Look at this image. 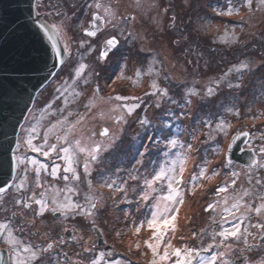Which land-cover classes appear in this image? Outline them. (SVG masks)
<instances>
[{
  "label": "rangeland",
  "instance_id": "obj_1",
  "mask_svg": "<svg viewBox=\"0 0 264 264\" xmlns=\"http://www.w3.org/2000/svg\"><path fill=\"white\" fill-rule=\"evenodd\" d=\"M100 1L106 6L110 5L117 14H121L122 18L134 17L130 22L123 23L122 30L118 31L119 39L122 38L123 44L128 37V32L134 40H131L130 43L128 41L129 44L126 46L128 51L122 49L118 55L109 58V60L101 61L97 58V61L93 62L90 60L93 53L88 57L85 56L91 65H94L96 72L86 74L90 83L87 86L80 84L77 87L76 90L81 95L75 101L71 94L66 95L69 101L67 111H72L71 109L79 107L80 104L87 103L89 97L93 99L94 107L91 111H87L84 120L77 125L86 129L84 134L87 142L82 141V145L91 146L95 143H102L106 148L99 154L98 161L90 166L91 179L98 199L94 216L95 225L101 229L105 241L116 246L117 260L119 261H128L125 259V254L128 251L131 252L134 238L137 239L139 236L150 238V231L142 229L141 233L136 236L133 235L129 227L132 220L143 219L142 213L148 211L143 206V202L140 204L141 211H137L138 191H133V187L139 182L128 181V199L132 201L131 203L122 202L119 199L121 194H117L114 199L113 193L109 189L99 187V182L104 176V178H112L117 175L115 180L120 183L128 177L129 171L139 169L141 173H144L150 171L153 164L170 162L173 158L172 150L165 147L166 138L176 136L182 143L193 145V149L186 153L188 159L184 165L182 187L187 188L192 174L199 171L198 166L205 159L211 161L207 165L209 171L218 169L221 173L224 170L211 181H199L202 187L197 188L194 194L185 193V203L180 206L175 221L179 231L176 233L177 238L172 241L173 244L183 243L199 247V239H191V234L193 232L199 234L201 229L211 230L210 218L213 215L204 212L203 208L207 203L217 199L213 195L215 188L230 180L227 175L230 170L237 172L243 170L233 163L228 168L223 166L227 144L236 133L242 131H247L250 134L245 148L251 147L254 151H258L261 144L259 136L264 132V115H262L264 114V90L261 94L259 90L256 91L254 86L257 83L258 87H261L260 90L264 89V6L258 5L257 0H253V8L259 10L249 12L247 8L241 7L242 0H142L139 7L135 0ZM49 2L55 6L50 8L57 20L55 23H62L66 30V35L61 37L63 43L68 40V37H71V41H69L71 49L75 42L103 40L113 34V26L108 25L97 38H88L84 35L81 25L87 27V22L92 16L91 13L95 10V0H40L41 9L49 7ZM89 4H92L93 7L89 8ZM150 5H158V7H150ZM230 5L240 8V15H216V11ZM163 8H169L167 14H163ZM57 11L61 15H57ZM200 15L204 20L201 19L199 22L198 16ZM173 16L176 17L175 27H170ZM176 41L180 43L177 44ZM233 43L239 46L240 51L235 53L232 58V55H227L226 52L227 47L231 45L233 47ZM217 53L222 54L220 59L225 60L222 67L216 66L214 57L217 58ZM83 54L85 52H81L78 56L83 57ZM139 58L140 63L144 58L148 60L146 70L142 68V63L141 67L138 66ZM74 62V59L70 60L69 57L68 63L64 65V76L67 77L69 72L66 73V70ZM87 62L85 64H88ZM241 62L247 63L248 68L237 72L234 66L238 67ZM155 64H159L156 75L161 76L155 82L159 86L161 84L165 86L163 81L161 82V78L172 82L171 90H174L177 96L171 97L176 102L172 104L174 115L169 114L166 120L161 117L163 116V105L159 104L157 107L156 104L139 102L142 93H150V82L152 83L154 78H151L153 75L146 73L149 69L153 71L152 66L154 67ZM138 71L141 73L139 78L136 75ZM122 73L125 78L117 79ZM225 73H229V75L225 76ZM113 80L115 83H112ZM215 81L220 82L218 86L214 83ZM97 84L101 91L94 96L93 89ZM236 84H239V87H236ZM53 86L48 88L50 94ZM209 86L214 90L212 95L206 94V89ZM191 87L195 88L196 95H188ZM184 91L187 92L184 93ZM46 92L47 88L43 89L34 106L43 103L46 99ZM115 95L133 98L124 102L139 105L133 115L128 116L124 111L121 113L112 110L116 104L120 103L110 100V97ZM145 97L147 98L148 95ZM162 98L160 97V99ZM154 99L157 100V97L154 96ZM55 102V104H59L58 100ZM229 110H239V118ZM77 112L84 114L86 109L74 111V113ZM113 114L115 117L124 116V119L114 125ZM258 116L260 118L256 119ZM78 118V116L69 117V120L75 121ZM140 118L146 119L148 123L142 126L138 122ZM220 121L230 123L227 135L216 130L215 125ZM205 122H210L212 128L205 127ZM102 124L114 127L105 137L100 136ZM92 131L95 132L94 136ZM208 132H211V137L205 135ZM144 151H146V155L140 157L139 153ZM164 152H168L169 155L165 156ZM138 160H142V164H137ZM83 161L84 157L81 155L80 170L78 171L82 177ZM56 163L64 165L62 160H58ZM118 169L119 171H117ZM258 171L264 176V169L254 168L249 172L256 174ZM249 172L243 170L240 173L237 185L234 186L237 192L249 187L247 183ZM56 186L58 189H64L65 182L56 180ZM79 187L80 194L72 196V198L83 202L84 192L87 191V182L82 180ZM160 189L166 192V188L158 186V191L154 195L162 194ZM231 192L232 189H229V193ZM60 198H63L62 192ZM59 219L60 231L65 232L67 228L72 229L77 237L75 240H65L62 247V251L68 254L71 261L87 264L96 254L83 251L81 245H84L85 242L88 247L95 245L96 250H102L96 247L95 233L92 230L93 217H76L73 220L69 216L68 219L63 217H59ZM117 231L122 233L119 238L116 237ZM169 235L171 234L169 233ZM181 235L185 237L182 241L179 240ZM208 242H210V238L205 239V244ZM242 247L243 243L241 242L234 250L235 255L232 258L236 260V264H242L244 257H240L239 253V249ZM143 250L144 253L148 252L146 248ZM77 253L80 255L77 256ZM246 257L257 262L264 258L259 250L246 253ZM239 260L240 262H237Z\"/></svg>",
  "mask_w": 264,
  "mask_h": 264
},
{
  "label": "snow or ice",
  "instance_id": "obj_2",
  "mask_svg": "<svg viewBox=\"0 0 264 264\" xmlns=\"http://www.w3.org/2000/svg\"><path fill=\"white\" fill-rule=\"evenodd\" d=\"M137 6L141 5L142 0H135ZM257 4L264 6V0H257ZM158 5H150V7ZM89 8L93 5L89 4ZM241 7L247 8L249 12H254L259 9L253 8V0H242ZM103 9V16L100 14V10ZM169 8H163V14H167ZM57 15H61L57 11ZM216 15L219 16H232L240 15V8L232 7L231 5L225 9L216 11ZM117 12L111 8L110 5H103L100 0H95V10L92 12L91 21L87 27H83V33L87 37H95L97 31L105 26L112 25L113 21L117 19ZM131 19H134L132 17ZM172 23L170 27H175L176 17H171ZM122 23L130 22V18H121ZM38 31L50 42L52 55L55 57V63L53 69L58 66L63 67L66 55L71 54V37L64 42V46H59L60 38L66 35V30L62 23L48 24L40 23ZM86 41L81 40L79 43L80 48H85ZM118 39L116 36H112L105 40L104 48L100 51L98 59L103 61L107 59L109 52L118 46ZM175 43L179 44V41ZM95 49L89 46L86 49V53L90 55ZM45 67L47 64L45 63ZM237 72H241L248 68V64L241 62L236 67ZM87 65L83 62H79L73 69V74L70 79H66L63 83L56 88L57 100L64 97L66 93H69L75 101L81 93L77 91V87L80 84L87 86L90 81L84 75ZM152 75V70L146 73ZM158 74V73H157ZM58 73L54 70L49 71V76L56 78ZM137 78L141 73L137 72ZM229 73H225V76ZM123 73L117 77V79H124ZM47 79V77H45ZM131 79V78H129ZM115 83V80L112 81ZM135 83V81H134ZM214 83L219 85V81ZM110 86V85H109ZM232 86L231 84L229 85ZM239 87V84L235 85ZM150 88L153 89L150 93L145 95H151L157 97L167 96V90L161 89L158 84L153 80L150 84ZM101 89L97 84L93 89V95H98ZM213 88L207 87L206 94L212 95ZM195 88L188 91V95H196ZM130 97L115 95L110 97V100L117 102H125ZM64 107H58L53 109V103L49 102L43 111L48 116L57 117L54 121H51L49 125L43 130V137L40 143H34L35 140L40 138V132L37 125L27 129L28 135L18 138L15 147L12 151L11 173L15 178L11 184L0 185V212L8 213L10 215L4 216L0 219V243L7 246L9 251V259L11 264H36V262L45 254L50 253L54 246L64 244L63 237L59 240H55L49 237V241L46 245L33 244L31 237L25 238L20 235L25 232V229L30 225L24 223H17V216L27 218L29 213L32 215V224L35 223L37 217H43L46 213H51L53 217H63L68 219L69 216L74 220L76 217H93V230L95 231V209L97 208L98 199L95 195L93 182L91 179L90 166L99 159V154L106 150L102 143H95L91 146L82 145L81 139H70V135L74 133L76 125L80 124L87 115V111H91L94 107L93 99L89 97L88 102L83 105L86 109L84 114L73 113L67 111L69 101L65 97L63 99ZM159 107V103L156 104ZM139 107L138 104L118 103L113 107V111L118 109L126 112L128 116L133 115L135 110ZM239 118V110H229ZM66 113V114H65ZM77 115L79 118L75 121L69 120V117ZM264 115V114H262ZM260 117H256L259 119ZM124 116H120L118 120H123ZM138 122L143 126L148 123L144 118H140ZM205 127L212 128L210 122H205ZM230 123L220 121L215 125L217 131L227 135V128L230 127ZM95 135V134H93ZM108 135V129L105 127L101 131L100 136L105 137ZM206 136L211 137V132L205 133ZM249 137V132H238L232 137V143L229 145V151H231L232 145L236 143L240 137ZM50 137H54L55 142L50 143ZM195 139V136H193ZM259 139L261 144L258 147V151H253V158L248 165L251 168L264 169V132L260 133ZM165 147L172 150V160L165 161L159 164H153L150 171L141 173L139 169L129 171V175L122 182L118 183L112 178H101L99 187L107 188L113 193V198L117 197V194H121L119 199L122 202L131 203L128 199V181H138L139 183L133 187V191H138L137 197V211H141L140 204L143 202V206L148 209L146 213H142L143 219L132 220L129 225L133 235L138 236L142 229L151 232L149 239L144 240V246L150 251L151 259L149 264H236V260L232 257L235 255V248L241 242L243 247L239 249L240 257H244L242 264H264V258H261L258 262L256 260H249L246 257V253L259 250L261 256H264V176L259 171L256 174L249 172L247 183L249 187L243 188L241 192H237L234 187L237 185V179L240 173L237 171H229L230 180L225 181L222 185L215 188L213 195L217 198L212 202L207 203L203 211L206 213H212L211 215V230L201 229V232L191 234V239H199V247L180 244L179 246L173 244V239H176V233L179 231L178 225L175 223L177 215L180 211V206L185 203V193L194 194L197 188L202 187L199 183L201 180L211 181L221 173L218 169L209 171L207 165L211 161L205 159L200 164L199 171L193 173L191 180L188 182L187 188L182 187L184 184V172L185 163L188 159L186 155L193 149L192 144L182 143L178 137L170 136L166 138ZM22 149L30 151L36 154L35 156H25L22 153ZM83 155V177L78 171L80 166V156ZM140 157L146 155V151L139 153ZM165 156H168V152H164ZM43 157L45 160H50V164L43 163L39 157ZM56 160L64 161V165L61 166L56 163ZM137 164H142V160H138ZM231 161L226 157L223 166L228 168ZM23 165V168L20 166ZM119 171V169L117 170ZM29 172L34 174V188L29 182ZM61 172L63 173L61 175ZM50 176L53 181L63 180L65 182L64 189H58L56 185L50 184L48 181L42 180L41 176ZM87 182V191L84 192L83 202L74 200L72 196H78L81 192L79 185L81 182ZM71 185V186H69ZM158 186L166 188V192L160 189V195H154L158 191ZM35 189H41L37 194ZM229 189L232 192L229 193ZM14 191L15 199L11 208L7 206V200L5 194ZM61 192L63 198H60ZM27 193V194H26ZM54 193V194H53ZM71 194V195H70ZM225 194V195H222ZM247 198V199H246ZM151 201V203H149ZM35 205V207H33ZM218 214V216H217ZM126 215H128L126 213ZM231 217V219H229ZM255 217V220H253ZM228 225V226H226ZM255 230V231H253ZM67 231V229H65ZM169 233L171 235H169ZM32 236L37 235L32 233ZM47 235V234H45ZM122 235L120 231L116 232V237L119 238ZM210 238V242L205 244V239ZM73 240L77 237L73 236ZM184 236H179V240H184ZM83 247L85 253H96L93 258L88 261V264H120V261L112 259L114 256L112 251L96 250L95 245L92 247ZM137 249L140 248V244L137 243ZM162 248V251H161ZM144 253H142L143 255ZM80 254L77 253V256ZM62 257V259H61ZM239 258V257H237ZM3 259V258H0ZM4 264H8V260H4ZM50 264H76L71 261L67 253H57L55 261H51Z\"/></svg>",
  "mask_w": 264,
  "mask_h": 264
},
{
  "label": "water",
  "instance_id": "obj_3",
  "mask_svg": "<svg viewBox=\"0 0 264 264\" xmlns=\"http://www.w3.org/2000/svg\"><path fill=\"white\" fill-rule=\"evenodd\" d=\"M34 5L35 0H0V185L4 186H7L5 182L11 184L14 178L10 170L11 150L15 147L20 127L31 110L36 94L52 78L49 71L60 68L53 69L56 61L51 44L37 27L48 22L36 13ZM59 46L63 47L61 39ZM66 58L67 55L64 60ZM247 140L248 137L241 136L229 151L231 139L225 158L248 167L251 160L257 157H253V148H243ZM95 228L97 246L104 251L111 248L101 229ZM72 233L70 229L65 231L68 238L72 237ZM0 258H3L0 264H4L5 259L9 263L7 249H0Z\"/></svg>",
  "mask_w": 264,
  "mask_h": 264
},
{
  "label": "flooded vegetation",
  "instance_id": "obj_4",
  "mask_svg": "<svg viewBox=\"0 0 264 264\" xmlns=\"http://www.w3.org/2000/svg\"><path fill=\"white\" fill-rule=\"evenodd\" d=\"M101 4L105 5L102 1H100ZM39 6H40V1H39ZM94 11V10H93ZM39 13L42 15V17L48 21L50 24H54L55 22H57V20L55 19V17L53 16V13L51 10H46V9H41V6L39 7ZM100 14L103 16V9L100 10ZM92 15V13H91ZM92 17V16H91ZM121 14H118L117 16V19L114 20L113 24L116 25V27L114 28L113 27V34L109 35L108 37L104 38L103 40H97V41H86L85 43V48H80L79 47V43L80 42H75V45L72 47V51H71V56H70V60L74 59L75 62H77L79 59L83 58L86 56V49L91 46L93 49H95L92 53V57L90 60H92L93 62L97 61L96 59L99 57V53L100 51L102 50V44L105 42L106 39L112 37V36H116L119 43H118V46L115 48V49H112L110 52H109V55L107 57V59L105 60H109V58H112L114 57L115 55H118L120 53V51L122 49H125V50H128L126 48V46L131 42V40H134L132 39V37L129 35V32H128V37L126 38L125 40V43L123 44L122 43V38L119 39V36H118V31L119 30H122V26H123V23L121 22ZM130 20H131V17H129ZM91 18L88 20L90 21ZM56 24V23H55ZM108 25H105L102 27V29L100 31L97 32V35L95 37H90V38H97V36L99 34H101L105 27H107ZM112 26V25H111ZM131 37V38H130ZM129 41V43H128ZM124 46V47H123ZM130 49V48H129ZM81 52H85V54H83L84 56L82 57H79L78 55L81 54ZM91 53V54H92ZM88 55V54H87ZM75 62L72 64L73 66L75 65ZM63 68V67H62ZM72 68V67H70ZM61 70V69H60ZM63 70L61 71H58V75L56 76V78H53L55 80H52L54 84H52V81L49 83L52 84L50 85L51 87L53 86L55 88V86H57L59 83H62L64 80H65V76L63 75ZM58 77V78H57ZM48 85V87H49ZM48 87H47V92H46V96H47V99L49 101L50 97L48 96ZM53 88V89H54ZM41 107H36L33 111H34V114H33V117L39 119V118H42V114L43 112L41 111ZM122 110L118 109L117 112H121ZM36 112V113H35ZM123 112V111H122ZM112 116H114L113 118V122H114V125H117L119 124V122H121L122 120H118V118L120 117H115V115L113 114ZM44 117V116H43ZM50 121L47 122L46 126H44V128H46L48 125H49ZM103 123V121H102ZM30 125V124H29ZM29 125H25L22 129V134L20 135V138L28 135V132H27V127ZM103 125V124H102ZM109 124H107V126H102V129L101 131L106 127L108 129V134H110V131L112 130L113 125L112 127L108 126ZM43 127H41L40 129L43 131L44 130ZM86 131V129L84 128H81L79 126L76 125V130L74 131V133L70 136L71 138H75V139H81L82 138V141H85L87 142L86 140V136L84 134V132ZM101 133V132H100ZM95 134L94 131H92V135ZM94 136V135H93ZM43 137V136H42ZM70 138V139H71ZM54 137H50V143L51 142H55L54 141ZM42 141V138H40L37 142H34V143H40ZM23 155L25 156H29V155H32V156H35L36 154L34 153H31L30 151H26L24 149L21 150ZM39 159L45 163V164H50L51 161L50 160H45L42 156L39 157ZM21 168H23V165L20 166ZM243 168V170H246L245 167H241ZM241 172V171H240ZM15 177V176H14ZM34 174L32 172H29V182L30 184L33 186L34 188V184H35V180H34ZM42 180L44 181H48L50 184H54L56 185V180L53 181L51 179L50 176H45L43 175L42 173V176H41ZM57 187V186H56ZM36 193L38 194L41 189H35ZM27 194V193H26ZM54 194V193H53ZM5 197H6V200H7V206L9 208H11L12 204H13V201L15 199V193L14 191H10L8 193L5 194ZM33 207H35V205H33ZM11 213L8 212V213H4V212H0V219H3L4 216L6 215H10ZM16 222L19 224V223H24V224H28L30 225L29 227H27L25 229V232L24 233H21L20 235L24 236L25 238H29L31 237V242L33 244H41V245H46L49 241V237L55 239V240H59V238L63 237L64 240L67 241L66 239V236L64 234L63 231H60V219H59V216L58 217H53V215L49 212V213H46L45 216L43 217H37L36 220H35V223L32 224V215L31 213H29L28 217L27 218H24V217H20V216H17L16 218ZM75 232V231H74ZM32 233H36L37 235L35 236H32L31 234ZM47 234V235H45ZM76 234H74L75 236ZM65 244V243H64ZM64 244H59L57 243L53 250L50 252V253H47L45 254L44 256H42L37 262L36 264H50V258H51V261H55L56 259V254L57 253H62V247ZM0 248H6L7 251H8V248L5 244L3 243H0ZM110 251L113 252L114 256L112 257V259H115L117 260L118 258V253H117V250H116V246L115 245H111V248L109 249ZM108 250V251H109ZM8 256H9V251H8ZM62 259V257H61ZM119 261V260H118ZM121 263L120 264H137V263H133L131 262V260L127 261V262H124V261H120ZM9 264H11V260L9 259ZM141 264H146L144 262H141Z\"/></svg>",
  "mask_w": 264,
  "mask_h": 264
},
{
  "label": "trees",
  "instance_id": "obj_5",
  "mask_svg": "<svg viewBox=\"0 0 264 264\" xmlns=\"http://www.w3.org/2000/svg\"><path fill=\"white\" fill-rule=\"evenodd\" d=\"M50 3V2H49ZM56 3V2H55ZM49 5V7L47 6V8H45L46 10H51L50 8L51 7H55L54 5H52L51 3L50 4H48ZM49 8V9H48ZM198 18L200 19L199 20V22L201 21V19L202 20H204L202 17H201V15L200 16H198ZM203 22V21H202ZM199 26V25H198ZM197 26V27H198ZM199 28V27H198ZM199 29H201V28H199ZM194 44H196V45H198L197 43H194ZM234 44H236V43H233V47H232V45L231 46H229V47H227L228 48V50H227V52H226V54L227 55H232V58H233V55L235 54V53H238L239 51H240V49H239V46L238 45H234ZM128 51V50H127ZM217 58L216 57H214L215 58V61H216V66H219V67H222V64L225 62V60L223 59H220V57L222 56V54H220V53H217ZM223 55H225V54H223ZM86 57H88V55H86ZM81 58V59H79L77 62H75V65L73 66V65H71L70 67H72V68H68L67 69V71L69 72V74H67V77H65V80L66 79H70V77L72 76V74H73V69L78 65V63L79 62H83L84 61V63L85 62H87L88 64H86L87 65V68L85 69V73H84V75L86 76V74L88 73V72H91L92 74H94V72H96L95 71V68L93 67L94 65H91V63H90V61L87 59V58ZM224 57V56H223ZM148 60H146L145 58L143 59V61L141 62L142 64H143V66L141 65V63H140V58H139V65L138 66H142V68H146V66H147V64H148V62H147ZM159 64H155V66L153 67L152 66V69H153V73H152V75H153V77H151V78H154V80H157V78L158 77H161L160 75H156L157 74V72L156 71H158L159 70V66H158ZM121 68V67H120ZM142 68H141V71H142ZM146 70V69H145ZM164 72V71H163ZM156 77V78H155ZM161 80V82L163 81V83L165 84V86L164 85H162L161 84V86H159L161 89H165V90H167V96H165V97H163L162 99H160L159 98V100H158V102H159V104H161V105H163V111H162V115L163 116H161L164 120H166L167 119V117H168V115L169 114H172V115H174V113L172 112L173 111V105L172 104H175L176 102L173 100V98H171L173 95H175V97H177L176 96V94H175V91L174 90H171V88H172V85H173V83L171 82L170 83V81H165V80H163L162 78L160 79ZM158 81V80H157ZM63 83V82H62ZM62 83H59L57 86H55V88L53 89V90H51V94L48 92V96L50 97V99H49V101H48V99H47V96H46V99L43 101V103L42 104H40L39 106L36 104L35 105V108L36 107H41L42 109H41V111L43 112V114H42V118H39V119H37V118H35V117H33V114H34V111L32 112V115L29 117V121H28V123H27V125H29L26 129H28V128H30V127H32L33 125H37V127H38V131L40 132V138H42V136H43V131L40 129L41 127H43L44 128V126H46V124H47V122H51V121H54L55 119H57L58 118V116L57 117H52V116H48V115H46V113L43 111V109L45 108V106L49 103V102H52V101H56L57 99H56V97H57V92H56V88L57 87H59ZM150 84H151V82H150ZM158 84V83H157ZM262 85V84H261ZM255 89H256V91L257 90H259V93L261 92V94L263 93V90L264 89H261L260 90V88L258 87V84L256 83L255 84ZM258 87V88H257ZM192 88V87H191ZM149 92H152L153 91V89H151L150 88V86H149ZM187 91H184V93H186ZM70 94V92L69 93H66L65 94V96L64 97H61V99L60 100H58L59 101V104L57 105V104H55V103H53V109H56V108H58V107H63V99L66 97V95H69ZM178 95H179V92H178ZM145 96H147V95H145V94H143L142 93V98H140L139 99V102L141 101V102H143V103H146V104H157L156 102H157V100H155L154 99V96H151V95H148V97L146 98ZM40 97V96H39ZM39 97H38V99H39ZM55 98V99H54ZM146 98V99H145ZM181 98V97H180ZM179 100H181V99H179ZM128 101V100H127ZM121 103V102H120ZM83 105L84 104H80L79 105V107H77V108H73V109H71L72 111H73V113H74V111H82L83 109H84V107H83ZM175 107V106H174ZM34 108V109H35ZM33 109V110H34ZM36 113V112H35ZM77 113H80V112H77ZM66 114V113H65ZM75 114V113H74ZM44 116V117H43ZM75 116H77V115H73L72 117H75ZM160 118H159V122H160ZM73 121V120H72ZM76 130V129H75ZM74 130V131H75ZM71 136V135H70ZM39 138V139H40ZM71 138V137H70ZM39 139H37V140H35L34 142H37ZM71 139H75V138H71ZM55 141V140H54ZM58 161V160H57ZM56 161V162H57ZM117 167V166H116ZM251 169H254V168H251ZM250 168L249 169H246V170H248V172L251 170ZM78 170H80L79 168H78ZM246 170H244L245 172H246ZM223 171L224 170H222V172L221 173H223ZM242 176V175H241ZM105 177V176H104ZM116 177H117V175L116 176H114V177H112V179H116ZM148 238H146V237H144V236H139V238H137V239H135L134 238V242H133V245H132V250H131V252L130 251H128V253L127 254H125V256H126V258L125 259H128V261L129 260H131V262H133V263H137V264H141V262H144V263H146V264H149V261H150V259H151V253H150V251L144 246V243H143V241L144 240H147ZM142 240V241H141ZM137 243H139L140 244V248L139 249H137V247H136V245H137ZM179 244V243H178ZM181 244H183V243H181ZM177 246H179V245H177ZM143 248H146V250L148 251V252H146V253H144V250H143ZM162 251V250H161ZM142 253H144L143 255H142ZM135 257V258H134ZM76 264H79V263H76ZM88 264V263H87Z\"/></svg>",
  "mask_w": 264,
  "mask_h": 264
}]
</instances>
